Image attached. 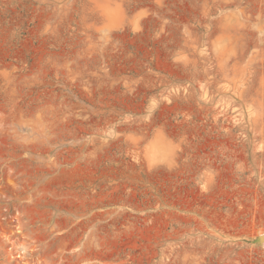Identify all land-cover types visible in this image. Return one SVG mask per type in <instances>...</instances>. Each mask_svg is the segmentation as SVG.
<instances>
[{
  "label": "rangeland",
  "instance_id": "rangeland-1",
  "mask_svg": "<svg viewBox=\"0 0 264 264\" xmlns=\"http://www.w3.org/2000/svg\"><path fill=\"white\" fill-rule=\"evenodd\" d=\"M27 263L264 264V0H0V264Z\"/></svg>",
  "mask_w": 264,
  "mask_h": 264
},
{
  "label": "bare ground",
  "instance_id": "bare-ground-1",
  "mask_svg": "<svg viewBox=\"0 0 264 264\" xmlns=\"http://www.w3.org/2000/svg\"><path fill=\"white\" fill-rule=\"evenodd\" d=\"M20 225V224H19ZM10 239V238H9ZM14 239V238H13ZM20 240V239H19ZM9 249L11 250L12 249V246L11 247H9ZM11 252H12V250H11ZM21 256V253H18V256ZM28 264V263H27Z\"/></svg>",
  "mask_w": 264,
  "mask_h": 264
}]
</instances>
